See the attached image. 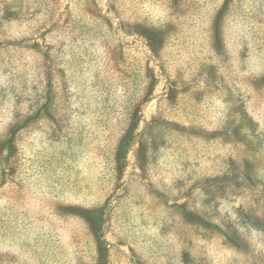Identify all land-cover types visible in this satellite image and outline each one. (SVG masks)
<instances>
[{
	"label": "rangeland",
	"instance_id": "obj_1",
	"mask_svg": "<svg viewBox=\"0 0 264 264\" xmlns=\"http://www.w3.org/2000/svg\"><path fill=\"white\" fill-rule=\"evenodd\" d=\"M225 2L0 0V264H264V0Z\"/></svg>",
	"mask_w": 264,
	"mask_h": 264
},
{
	"label": "trees",
	"instance_id": "obj_2",
	"mask_svg": "<svg viewBox=\"0 0 264 264\" xmlns=\"http://www.w3.org/2000/svg\"><path fill=\"white\" fill-rule=\"evenodd\" d=\"M174 4L176 3L177 0H173ZM231 2V0H226L224 7H228L229 3ZM159 31H155L154 29H150L147 30V33H145V38H147L148 40H150L149 43V48L151 53L154 56H157V52H159L160 50V46H159ZM52 99L51 97H46L45 98V103L42 107L41 112H44L45 114L42 116H40V113H36V115L34 116H30L28 117V122L27 124H29L32 120H36V119H46L48 120V122L54 120L53 114L51 113V107H52ZM135 118L132 119V121ZM21 128H23V126H21ZM19 126L16 127V129H14L9 135L6 136V138L2 141L3 147L5 149L8 148V150L11 152L12 150H14V144L13 142L15 141V137H16V133L21 129ZM137 130V122H132V124L130 125L129 129L126 131V133L123 135V137L120 140L119 146L116 150V154H115V162H116V171L119 175H121L124 171L125 165H126V158H127V154L129 149L132 147L133 143L135 142V131ZM87 213L89 214V217L91 219V221L94 219V221H99V220H103V208L97 211H87Z\"/></svg>",
	"mask_w": 264,
	"mask_h": 264
}]
</instances>
